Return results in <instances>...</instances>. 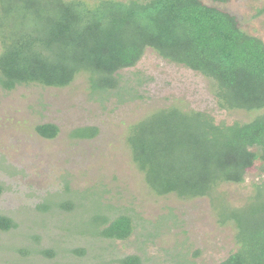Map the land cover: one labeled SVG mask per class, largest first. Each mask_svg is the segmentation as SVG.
I'll return each instance as SVG.
<instances>
[{"label":"trees","instance_id":"1","mask_svg":"<svg viewBox=\"0 0 264 264\" xmlns=\"http://www.w3.org/2000/svg\"><path fill=\"white\" fill-rule=\"evenodd\" d=\"M0 46L4 91L25 85L62 89L84 75L92 94L123 104L139 92L122 72L151 49L213 80L221 108L264 110V42L244 32L232 14L201 0H0ZM160 110L159 116L130 125L127 136L150 190L186 200L209 198L218 223L235 231L236 250L219 264H264V183H254L240 205L223 189L244 184L256 164L264 168V114L224 125L205 112ZM35 130L46 139L60 132L51 123ZM97 134V128L85 127L73 137ZM66 203L54 205L71 215L83 209L80 202ZM92 217L96 232L84 235L92 240L125 241L135 229L129 215L112 218L101 210ZM15 228L13 219L0 215L1 231ZM49 253L56 256L54 249ZM119 264L142 261L128 256Z\"/></svg>","mask_w":264,"mask_h":264},{"label":"rangeland","instance_id":"2","mask_svg":"<svg viewBox=\"0 0 264 264\" xmlns=\"http://www.w3.org/2000/svg\"><path fill=\"white\" fill-rule=\"evenodd\" d=\"M201 1L232 14L244 32L264 42V0ZM122 73L139 92L123 104L92 94L84 75L62 89L0 88V215L17 223L9 232L0 230V264H119L128 256L140 257L142 264H219L236 250L233 225L218 223L209 198L186 200L150 190L127 136L130 125L174 106L205 112L224 125L248 123L264 110L221 108L213 80L151 49ZM138 78L142 85L134 83ZM48 123L60 129L54 139L35 130ZM85 127L98 134L73 137ZM254 183H264L259 163L244 184L223 189L240 205ZM71 200L83 209L71 215L54 205ZM101 210L112 218L131 216L132 235L116 242L84 236L96 232L92 216Z\"/></svg>","mask_w":264,"mask_h":264}]
</instances>
